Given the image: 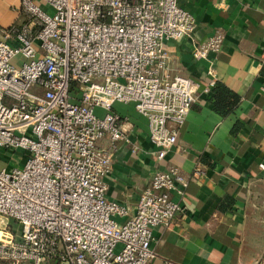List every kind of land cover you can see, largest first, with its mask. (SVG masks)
<instances>
[{
    "label": "built area",
    "instance_id": "1",
    "mask_svg": "<svg viewBox=\"0 0 264 264\" xmlns=\"http://www.w3.org/2000/svg\"><path fill=\"white\" fill-rule=\"evenodd\" d=\"M20 11L22 21L0 24V149L18 163L0 169V261L149 264L153 229L185 209L204 170L156 172L134 213L109 199L118 143L132 141L114 106L134 104L164 159L199 99L168 42L191 38L201 60L222 49L224 33L195 38L196 18L179 0H21ZM210 73L208 97L218 82Z\"/></svg>",
    "mask_w": 264,
    "mask_h": 264
},
{
    "label": "crops",
    "instance_id": "2",
    "mask_svg": "<svg viewBox=\"0 0 264 264\" xmlns=\"http://www.w3.org/2000/svg\"><path fill=\"white\" fill-rule=\"evenodd\" d=\"M179 2L196 18L195 38L205 41L222 31L224 44L198 60L191 38L168 42L173 67L199 84V99L164 159L158 158L148 121L134 104H115L128 119L123 129L132 141L118 143L106 179L108 197L134 213L156 172L178 166L191 175L201 165L203 175L192 179L182 200L185 209L170 226L153 229L156 256L149 264H264V0ZM20 6L21 0H0V24L25 19ZM212 68L217 81L241 96L240 105L226 117L204 93ZM236 124L241 127L233 132ZM100 143L107 144L108 138ZM14 155L0 149V169L17 166Z\"/></svg>",
    "mask_w": 264,
    "mask_h": 264
},
{
    "label": "trees",
    "instance_id": "3",
    "mask_svg": "<svg viewBox=\"0 0 264 264\" xmlns=\"http://www.w3.org/2000/svg\"><path fill=\"white\" fill-rule=\"evenodd\" d=\"M213 109L221 116L226 117L234 112L240 105L241 96L228 88L224 83L218 81L212 88V92L208 97ZM241 125L236 124L233 128V132H237ZM205 160V159H204ZM0 264H5L0 261Z\"/></svg>",
    "mask_w": 264,
    "mask_h": 264
},
{
    "label": "rangeland",
    "instance_id": "4",
    "mask_svg": "<svg viewBox=\"0 0 264 264\" xmlns=\"http://www.w3.org/2000/svg\"><path fill=\"white\" fill-rule=\"evenodd\" d=\"M44 9L48 10L49 13L53 12V10L51 8L47 7V6H44ZM17 60H18V65H20V66L25 62V59L23 57L19 56L18 58H15L13 60V63H16ZM102 114H103V111L98 109L97 110V115L101 116Z\"/></svg>",
    "mask_w": 264,
    "mask_h": 264
}]
</instances>
